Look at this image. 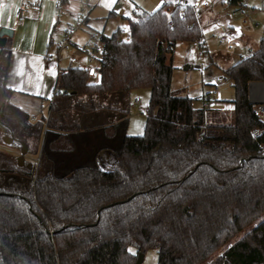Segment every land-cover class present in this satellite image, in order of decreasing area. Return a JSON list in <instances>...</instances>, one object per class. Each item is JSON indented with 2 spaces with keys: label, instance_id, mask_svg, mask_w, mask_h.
<instances>
[{
  "label": "trees",
  "instance_id": "16d2710c",
  "mask_svg": "<svg viewBox=\"0 0 264 264\" xmlns=\"http://www.w3.org/2000/svg\"><path fill=\"white\" fill-rule=\"evenodd\" d=\"M128 29L101 35L98 82L85 68L59 70L37 122L9 101L2 48L0 131L43 145L23 166L0 152V264H138L148 249L158 264H264V122L249 99V83L264 82V41L225 70L233 108L206 109L170 90L176 43L203 37L194 6L137 7ZM140 88L151 90L146 125L131 136ZM104 149L117 167L99 165Z\"/></svg>",
  "mask_w": 264,
  "mask_h": 264
},
{
  "label": "rangeland",
  "instance_id": "374dc122",
  "mask_svg": "<svg viewBox=\"0 0 264 264\" xmlns=\"http://www.w3.org/2000/svg\"><path fill=\"white\" fill-rule=\"evenodd\" d=\"M72 1L79 0H69L70 3ZM85 1L89 5H87L85 13L80 18L84 21V28L87 30L83 32L77 29L72 35L73 41L76 39V41L81 43L86 42L90 35L95 32L97 34L102 32L105 35H111L119 25L127 28L126 22L121 18L122 11L125 10L124 15H132L136 4L149 12H153L164 2H170V0ZM205 1L192 0V3L195 4L197 9H200L201 4ZM209 1H213L214 5H210L207 11H203L198 16L203 30V37L194 42H177L170 59L173 66L170 87L172 94L193 98V103L196 107H201L200 97L211 90L214 78L226 75L225 70L229 66L233 65L240 58L249 56L252 52L258 50L264 41V0H243L241 5H232L227 0ZM177 2L183 3L184 0H175L173 3ZM112 9H115L118 15L108 17L109 11ZM62 19L66 23L74 24V17L70 14L63 15ZM61 38L63 37L59 36L52 40L58 42ZM70 55V51H64L61 54L63 62H66ZM78 63H73V65L75 67L82 64L87 65V62ZM89 64L91 65L90 62ZM33 77L35 78L34 74ZM98 80L97 76L90 78L91 82H98ZM53 84L51 89L48 84L44 89L47 94H45V99L43 100V113L38 116L36 121L48 115L49 101L53 96V89H55V84L54 86ZM136 98L140 99L139 104L135 103ZM150 98L151 90L149 88L136 89L130 93V114L126 129L127 135L135 136L144 133L147 117L146 111ZM217 99L216 106L219 107L235 99V89L231 79L221 86ZM2 135L0 134V152L16 157L17 162H19V156L23 148L22 143L26 141L19 135L14 134L11 129L4 130ZM36 141L29 142L27 140L26 142L28 145L25 157L26 164L33 162H31L30 158L32 157V152L38 146ZM99 156L98 162L101 167L113 169L118 166L115 151L104 149ZM251 227L241 232L237 238L243 236ZM129 250L136 253V248L133 246L129 247ZM158 259V250L148 249L139 264H158Z\"/></svg>",
  "mask_w": 264,
  "mask_h": 264
},
{
  "label": "crops",
  "instance_id": "0c3cea01",
  "mask_svg": "<svg viewBox=\"0 0 264 264\" xmlns=\"http://www.w3.org/2000/svg\"><path fill=\"white\" fill-rule=\"evenodd\" d=\"M35 1H39L40 5H34ZM84 1L85 0H79L72 1L70 3L69 0H64L61 10L57 11L56 0H0V27L4 26L13 30V35L7 37L5 45L2 47L0 46V53L3 47H7L11 50V60L7 76V85L12 90L9 96V101L10 103L28 113L32 122L39 121H36V119L40 114L43 113V100L45 99V94H47L45 93L44 89L47 87V84L51 89L53 79L54 84L56 85V80L60 69L75 67V65H73L74 62H72L70 59L72 53L75 52L78 47L89 48L93 42L94 37H101V35L104 34L102 32H100L99 34H97L96 32L92 33L89 39L83 43L76 41V39L73 41L72 37V44L68 48H59L57 44L52 43V39H54L55 37H64L66 30L72 25L63 21V15L70 14L75 19L80 14ZM183 3L189 4V1L184 0ZM173 4L174 6H176L177 4H179V2ZM87 5L89 4L86 3L85 11ZM190 5L194 6L199 16V14H201L203 11H207L210 5H214V2L206 0L201 4L200 9H197L195 4L193 3H191ZM21 7L26 10V19L23 23H19L15 18V13ZM137 7L142 8L141 6L136 4L135 9ZM172 11L173 7L168 9L169 14ZM124 12L125 10L122 11L123 14H121V18L124 20V22H126L125 24L128 29V18L133 14L124 15ZM116 15H118V13L115 11V9H112L111 11H109L108 17ZM119 28L123 30L125 29V27H122L121 25L117 27V29ZM79 29L83 32L87 30H85L84 28V23ZM117 29H115L114 31H116ZM129 34V29L128 31L124 30V38H128ZM66 50L70 51L71 55L69 59L66 60V62H63L61 54ZM101 57L102 52L100 50L97 53V58L101 60ZM78 62H87V65L82 64L78 66L85 69H88L92 65L89 64L90 61L86 53H81L79 55L78 61L75 62V64H77ZM33 74L35 78L33 77ZM37 75L39 76L38 82L36 81ZM95 76L100 79V74L90 75V78ZM18 87L22 88L23 90H16ZM37 92L39 94H35ZM52 98L49 101L50 104L52 102ZM50 104L48 107V115L45 118L49 116ZM217 108L231 109L233 108V103L231 101L228 104L220 105V107L217 106ZM42 118H44V116ZM2 133L3 132L0 131L1 135ZM33 140L35 139H29V142ZM36 142L38 146L32 152V157L30 158L31 162H35L38 160L37 157H39L38 154H40L41 152L43 138H41V140H37ZM100 154L101 152L98 153L96 157L98 161L100 158Z\"/></svg>",
  "mask_w": 264,
  "mask_h": 264
},
{
  "label": "built area",
  "instance_id": "2783aa9c",
  "mask_svg": "<svg viewBox=\"0 0 264 264\" xmlns=\"http://www.w3.org/2000/svg\"><path fill=\"white\" fill-rule=\"evenodd\" d=\"M228 3H230V0H227ZM64 0H56V10L60 11L62 8ZM242 3H240L241 5ZM34 5L39 6V1H35ZM85 5L86 2H83V6L81 9L80 14L74 19V24L69 27L66 32L64 37L56 42L55 40H52V43H55L58 45L59 48H68L71 44V38L72 35L74 34L75 30L79 29L84 21L81 20L80 16L83 15L85 11ZM26 10L21 7L17 10L15 13V18L19 23H23L24 20L26 19L25 15ZM224 39V37H223ZM102 47V39L100 37H94L93 42L89 48L86 47H78L75 52L72 53L70 59L72 62H77L79 55L81 53H86L88 56V59L90 63L92 64L88 68L89 75H96V74H101V60L97 58V53L98 51L101 50ZM229 80V77L227 75H223L220 77H216L213 79V82L211 84V90L203 94V96L200 98L201 101V106L206 109H212L217 107V95H219L221 86ZM249 99L254 105V113L255 115L264 122V82L262 81H251L249 83ZM136 104L140 103V99L137 98L135 100ZM261 133L260 129H254L253 130V135L257 136Z\"/></svg>",
  "mask_w": 264,
  "mask_h": 264
},
{
  "label": "water",
  "instance_id": "95a60500",
  "mask_svg": "<svg viewBox=\"0 0 264 264\" xmlns=\"http://www.w3.org/2000/svg\"><path fill=\"white\" fill-rule=\"evenodd\" d=\"M12 35H13V30L11 28L4 27V26L0 27V46L1 47L4 46L7 41V37L12 36ZM168 92H169V88H166V94H168ZM2 110H3V106L0 108V113L2 112ZM22 146L23 148L21 150V154L19 156V162H18L20 166L25 165V156L28 150V145L26 142H23ZM143 257H144V254L141 253L139 256L138 264L143 259Z\"/></svg>",
  "mask_w": 264,
  "mask_h": 264
},
{
  "label": "snow or ice",
  "instance_id": "6c2138e0",
  "mask_svg": "<svg viewBox=\"0 0 264 264\" xmlns=\"http://www.w3.org/2000/svg\"><path fill=\"white\" fill-rule=\"evenodd\" d=\"M170 2H175V0H170ZM192 3V0H189V4H191ZM125 31H128V29L125 27V29H124ZM238 31V30H237ZM38 80H39V76L37 75L36 76V81L38 82ZM34 86H35V84H34ZM16 90H18V91H22L23 89L22 88H17ZM35 94H39L38 92L37 93H35Z\"/></svg>",
  "mask_w": 264,
  "mask_h": 264
}]
</instances>
